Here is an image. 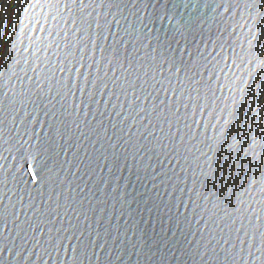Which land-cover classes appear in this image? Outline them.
I'll return each instance as SVG.
<instances>
[{
  "label": "water",
  "instance_id": "water-1",
  "mask_svg": "<svg viewBox=\"0 0 264 264\" xmlns=\"http://www.w3.org/2000/svg\"><path fill=\"white\" fill-rule=\"evenodd\" d=\"M0 264H264V0H0Z\"/></svg>",
  "mask_w": 264,
  "mask_h": 264
}]
</instances>
